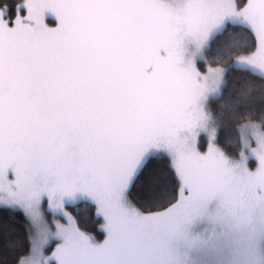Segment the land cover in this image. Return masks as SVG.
Returning <instances> with one entry per match:
<instances>
[{"label": "snow or ice", "instance_id": "1", "mask_svg": "<svg viewBox=\"0 0 264 264\" xmlns=\"http://www.w3.org/2000/svg\"><path fill=\"white\" fill-rule=\"evenodd\" d=\"M0 264H264V0H0Z\"/></svg>", "mask_w": 264, "mask_h": 264}, {"label": "rangeland", "instance_id": "2", "mask_svg": "<svg viewBox=\"0 0 264 264\" xmlns=\"http://www.w3.org/2000/svg\"><path fill=\"white\" fill-rule=\"evenodd\" d=\"M13 1L14 0H10V2H9L10 5H12ZM48 19L50 20V22L54 21V17L49 16ZM80 202H82V200L79 201L78 203H80ZM76 207L78 209V212H79V215H80V217L82 219V222L84 223V225L87 228V230L92 232L96 236H97V233L93 229H96L98 232L101 233L100 225L102 223V220H98V222L95 223L92 220V217L88 214L87 209H86L85 206L77 205ZM98 238H102V234ZM207 239H208L209 247L216 246V248H223L228 243V241L225 238L218 237V236H213V235H210L209 237H207Z\"/></svg>", "mask_w": 264, "mask_h": 264}, {"label": "trees", "instance_id": "3", "mask_svg": "<svg viewBox=\"0 0 264 264\" xmlns=\"http://www.w3.org/2000/svg\"><path fill=\"white\" fill-rule=\"evenodd\" d=\"M8 2H10V0H8ZM15 2H17V0H14V1L12 2V5H13V6H14ZM9 4H10V3H9ZM227 62H228V61H223V63H227ZM233 87H234V89L239 90L241 86L238 85V84H236V85H234ZM239 123H241V121H240L238 118L233 117V119H232V124H233L234 126H236V125H238ZM77 205H83V206H85L86 209H87L88 214L92 217V220H93L95 223H97L98 220H100V219L95 215V208H94V206L92 205V203H91L90 201L82 200V202L78 203ZM101 224H102V223H101ZM93 230L96 231V233H97V237H100V236H101V233H100V232H98L96 229H93Z\"/></svg>", "mask_w": 264, "mask_h": 264}]
</instances>
